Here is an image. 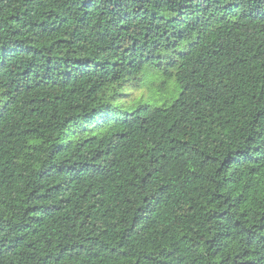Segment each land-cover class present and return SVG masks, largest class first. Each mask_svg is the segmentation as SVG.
Listing matches in <instances>:
<instances>
[{
    "label": "trees",
    "instance_id": "16d2710c",
    "mask_svg": "<svg viewBox=\"0 0 264 264\" xmlns=\"http://www.w3.org/2000/svg\"><path fill=\"white\" fill-rule=\"evenodd\" d=\"M0 264H264V0H0Z\"/></svg>",
    "mask_w": 264,
    "mask_h": 264
},
{
    "label": "rangeland",
    "instance_id": "374dc122",
    "mask_svg": "<svg viewBox=\"0 0 264 264\" xmlns=\"http://www.w3.org/2000/svg\"><path fill=\"white\" fill-rule=\"evenodd\" d=\"M150 81L151 79H146L141 88H137V89L130 88L128 90L129 95L127 96V98H130L131 96L135 98L144 96L145 98L148 99L150 95H153L155 98H159L161 93L153 90L154 84H151ZM156 81H157L156 78L153 79V83Z\"/></svg>",
    "mask_w": 264,
    "mask_h": 264
}]
</instances>
